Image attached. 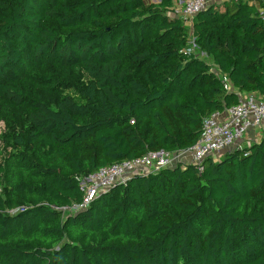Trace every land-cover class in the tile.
I'll return each instance as SVG.
<instances>
[{"label":"trees","instance_id":"16d2710c","mask_svg":"<svg viewBox=\"0 0 264 264\" xmlns=\"http://www.w3.org/2000/svg\"><path fill=\"white\" fill-rule=\"evenodd\" d=\"M177 1L0 0V102L13 122L26 110L0 161V264H264V136L66 211L83 202L79 178L195 146L239 103L214 69L264 99L259 8L207 6L191 31ZM191 39L210 65L185 53Z\"/></svg>","mask_w":264,"mask_h":264},{"label":"built area","instance_id":"2783aa9c","mask_svg":"<svg viewBox=\"0 0 264 264\" xmlns=\"http://www.w3.org/2000/svg\"><path fill=\"white\" fill-rule=\"evenodd\" d=\"M180 5V9H175L176 15L182 17L185 25L192 31L194 17L205 10L209 3L208 0H180ZM190 44L191 48L185 53L195 49L194 41ZM213 72L222 81L227 92H236L239 103L223 113L208 117L203 123L201 136L195 146L173 154L164 151L150 152L142 158L101 168L94 175L79 178V186L84 192L83 202L67 208L66 211L77 213L87 209L98 194L127 183L133 176H148L178 164L196 165L201 172L207 159L218 160L226 153L241 147L249 131L264 125V99L254 93L235 90L227 75L217 68Z\"/></svg>","mask_w":264,"mask_h":264},{"label":"rangeland","instance_id":"374dc122","mask_svg":"<svg viewBox=\"0 0 264 264\" xmlns=\"http://www.w3.org/2000/svg\"><path fill=\"white\" fill-rule=\"evenodd\" d=\"M191 35V32L189 33V36ZM191 39V43H192ZM192 52L196 54V57L199 59H202L209 65L212 63L210 59H208L205 55H202L198 53L195 49H192ZM80 75L78 74H72L73 79L76 81L80 79ZM7 77H10V79H13V75L9 74ZM34 81H38L36 79H33ZM43 87H46V85H42ZM42 94L43 99L50 105H54L57 103L59 100L61 94L58 91L55 92H39ZM64 94V92L62 93ZM4 105L0 102V161L7 156L9 153L12 152L11 148H7L4 143V138L9 135L11 132H14L17 130V126L22 125L25 123V118H26V110L25 108H18L14 111V116H15V122L12 121L5 113H4ZM242 146L247 145V144H241ZM16 210H11L10 213H15Z\"/></svg>","mask_w":264,"mask_h":264},{"label":"crops","instance_id":"0c3cea01","mask_svg":"<svg viewBox=\"0 0 264 264\" xmlns=\"http://www.w3.org/2000/svg\"><path fill=\"white\" fill-rule=\"evenodd\" d=\"M230 1V0H208L209 6H212L214 4L216 5H221L222 3L224 4L225 2ZM244 1H249L250 4H255L259 10L260 13L263 14L264 16V0H259V1H254V0H244ZM175 9H180V0L175 2ZM224 11V7H223ZM264 136V125L256 130L249 131V133L246 135L244 138L242 144H250V143H256L260 141V139Z\"/></svg>","mask_w":264,"mask_h":264},{"label":"water","instance_id":"95a60500","mask_svg":"<svg viewBox=\"0 0 264 264\" xmlns=\"http://www.w3.org/2000/svg\"><path fill=\"white\" fill-rule=\"evenodd\" d=\"M173 168H175V167H173ZM172 169V168H171Z\"/></svg>","mask_w":264,"mask_h":264}]
</instances>
